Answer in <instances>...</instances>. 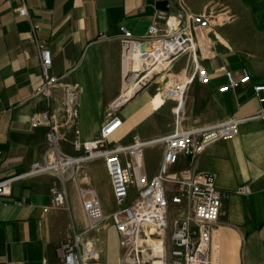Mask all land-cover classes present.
I'll list each match as a JSON object with an SVG mask.
<instances>
[{
    "label": "crops",
    "instance_id": "0c3cea01",
    "mask_svg": "<svg viewBox=\"0 0 264 264\" xmlns=\"http://www.w3.org/2000/svg\"><path fill=\"white\" fill-rule=\"evenodd\" d=\"M20 4L26 15L18 14ZM207 5L232 16L213 23L198 38L195 54L207 67L210 81L203 84L192 78L183 105L176 109V98L165 95L163 85L167 82L173 91L175 83L192 76V56L185 52L166 73L153 77L113 109V102L123 94L121 28L143 38L156 13L200 12ZM34 38L49 48L51 71L59 76L49 103L34 92L41 80ZM183 57L186 63L173 67ZM219 66L237 73L243 67L250 79L220 91L225 77ZM63 83L78 87L73 123L80 140L91 139L110 113L121 118L111 137L127 144L133 135L150 139L169 133L177 121L185 128L194 120L209 124L264 111V101L252 90L254 84H264V0H0V178L50 156L47 126L31 125L30 117L49 108L62 119ZM72 138L67 129L59 147L78 154ZM157 145L159 154L152 168L146 167L142 151L140 171L147 176L156 172L161 158L163 147ZM172 169L214 174L221 194L215 239L219 264H264V118L242 122L236 136L216 140L193 156L179 154ZM51 180L49 174L26 177L13 183L9 195L0 196V264L52 262L58 241L73 231L95 245L100 264H119L122 250L108 217L116 202L103 159L88 160L66 181L62 207L48 206ZM243 183L249 187L246 194L236 191ZM87 185L94 187L104 214L101 229L95 232L85 231L78 194L79 187Z\"/></svg>",
    "mask_w": 264,
    "mask_h": 264
},
{
    "label": "built area",
    "instance_id": "2783aa9c",
    "mask_svg": "<svg viewBox=\"0 0 264 264\" xmlns=\"http://www.w3.org/2000/svg\"><path fill=\"white\" fill-rule=\"evenodd\" d=\"M20 15H26L23 4L17 8ZM143 38L134 37L122 27V90L141 89L158 74L166 73L172 61L185 52H190L194 63L192 76L175 83L171 91L166 83L163 90L167 96L175 97L177 107L183 105L184 95L192 78L200 83H208L211 75L207 67L198 62L195 51L199 48L198 38L213 23L225 21L232 16L217 11L207 5L200 12L184 9L178 12H158ZM37 25L33 24V29ZM39 62L40 83L35 89L45 97L47 103L54 96L59 76L51 71L52 56L42 42L33 40ZM145 42V49L141 44ZM133 49V50H132ZM205 53L203 56H207ZM138 60L133 66L132 59ZM225 77L219 86L220 91L236 87L249 81L245 68L235 72L224 66L217 67ZM61 120L49 108L30 117V124L44 123L47 126L45 139L50 156L32 161L24 171L0 178V196L9 195L14 182L38 175L52 177L48 192L50 207L66 204V181L82 164L90 159H103L116 202V207L108 217L118 234L121 247L119 264H149L153 259V243L147 239L161 237L163 264H219L218 234L220 212V189L216 186L214 174L210 171L173 170L178 155L193 156L216 140H227L237 135L239 125L254 118H264V111L244 116H232L224 120L201 124L197 120L189 127H180L178 121L174 129L166 134L150 139L132 136L130 143L108 142L109 137L120 126L121 118L110 113L91 139L80 140L73 120L76 115V83H63ZM259 101H264V84L252 86ZM131 93V94H132ZM182 111V110H181ZM178 113V111H176ZM73 133L71 145L78 154H68L59 147L66 130ZM162 145V154L156 172L147 176L140 171L143 148L149 145ZM242 194L249 192L247 184L236 187ZM81 206L86 218L85 231H99L104 214L93 186L78 189ZM45 209V207H44ZM56 260L43 259L42 264H100L93 243H86L80 232L73 231L55 246Z\"/></svg>",
    "mask_w": 264,
    "mask_h": 264
},
{
    "label": "water",
    "instance_id": "95a60500",
    "mask_svg": "<svg viewBox=\"0 0 264 264\" xmlns=\"http://www.w3.org/2000/svg\"><path fill=\"white\" fill-rule=\"evenodd\" d=\"M141 49H145V42L141 44ZM140 89H134L133 93L129 95L127 98L124 97L123 95L119 96L112 104L113 109H118L122 104L126 102L128 98L133 96V94L137 93ZM147 239L153 243V249H152V256L153 259L150 261L149 264H163L162 261V255H163V249H162V239L161 237H150L147 236Z\"/></svg>",
    "mask_w": 264,
    "mask_h": 264
},
{
    "label": "rangeland",
    "instance_id": "374dc122",
    "mask_svg": "<svg viewBox=\"0 0 264 264\" xmlns=\"http://www.w3.org/2000/svg\"><path fill=\"white\" fill-rule=\"evenodd\" d=\"M186 61L184 60V57L181 59H178L174 62L173 67H177L180 65H184ZM170 71V70H169ZM171 73V72H169ZM165 78H168V75L164 76ZM114 139L110 136L108 139V142L111 143L113 142ZM159 154V148L157 144L146 146L143 148V159L146 167L152 168L154 166L155 160ZM106 264V263H105Z\"/></svg>",
    "mask_w": 264,
    "mask_h": 264
},
{
    "label": "bare ground",
    "instance_id": "6f19581e",
    "mask_svg": "<svg viewBox=\"0 0 264 264\" xmlns=\"http://www.w3.org/2000/svg\"><path fill=\"white\" fill-rule=\"evenodd\" d=\"M200 43H201V46H203V42L200 41ZM131 63H132L133 66H137V65H138V60H136V59L133 58V59L131 60ZM131 93H132V90H126V91H125V95H128V96H129V95H131ZM176 109L179 110V109H180V106L177 107Z\"/></svg>",
    "mask_w": 264,
    "mask_h": 264
}]
</instances>
